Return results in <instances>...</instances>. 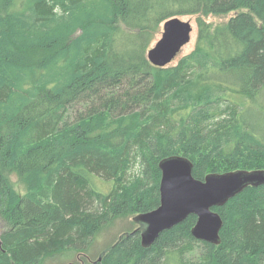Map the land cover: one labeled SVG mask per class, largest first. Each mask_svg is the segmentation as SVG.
I'll list each match as a JSON object with an SVG mask.
<instances>
[{
	"label": "trees",
	"instance_id": "16d2710c",
	"mask_svg": "<svg viewBox=\"0 0 264 264\" xmlns=\"http://www.w3.org/2000/svg\"><path fill=\"white\" fill-rule=\"evenodd\" d=\"M186 15L194 48L152 65L161 24ZM262 112L264 0H0V264H72L114 217L158 205L165 156L198 179L264 169ZM213 210L218 245L188 215L76 264H264V184Z\"/></svg>",
	"mask_w": 264,
	"mask_h": 264
},
{
	"label": "water",
	"instance_id": "95a60500",
	"mask_svg": "<svg viewBox=\"0 0 264 264\" xmlns=\"http://www.w3.org/2000/svg\"><path fill=\"white\" fill-rule=\"evenodd\" d=\"M191 30L189 20L177 16L165 20L160 36L146 52L148 61L158 67L167 66L189 41ZM158 168L161 173L158 205L137 213L133 217L137 228L120 234L118 240L137 231L141 246L148 248L162 231L182 222L188 215H195L191 235L196 240L218 245L223 220L213 208L222 206L246 187L264 184V169L209 172L202 179L195 178L191 161L177 154L161 158ZM109 248L101 251L96 261H100Z\"/></svg>",
	"mask_w": 264,
	"mask_h": 264
},
{
	"label": "rangeland",
	"instance_id": "374dc122",
	"mask_svg": "<svg viewBox=\"0 0 264 264\" xmlns=\"http://www.w3.org/2000/svg\"><path fill=\"white\" fill-rule=\"evenodd\" d=\"M243 10L244 9H239L237 11H243ZM237 11H232V12H228L225 14H208L204 16V19L205 21L210 22L212 24L226 22L230 17H232L235 13H237ZM195 16L196 15H186V16L181 17L182 19L189 20L191 24L192 30L190 33V39L186 44H184L181 47L180 51L176 54V56L172 59V61L168 65H174L180 57L188 54L194 48L196 33H197ZM160 32L161 30L155 35V39L151 42L150 46L160 36ZM258 119L264 122L263 112L259 114ZM11 179H12L15 189L20 193H24V190H25L24 185L17 180L16 176L12 177ZM135 215L136 214H127V215H120V216L114 217L108 226L100 229L97 232V234L95 235L92 241L93 243H92V246L90 247V250L87 252H80L79 255L84 256L88 258L89 260L96 259L100 251L103 248H105L108 244L116 240L121 233L131 232L137 228L138 223L133 220V217ZM3 227H4L3 221L0 218V230ZM80 256L76 254V257L73 258L71 263L76 264L79 260L82 259V258H79Z\"/></svg>",
	"mask_w": 264,
	"mask_h": 264
}]
</instances>
